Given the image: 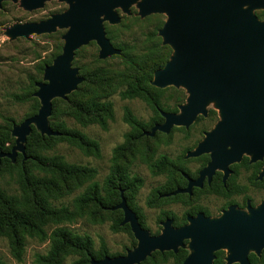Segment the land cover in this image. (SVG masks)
Masks as SVG:
<instances>
[{
    "label": "water",
    "instance_id": "95a60500",
    "mask_svg": "<svg viewBox=\"0 0 264 264\" xmlns=\"http://www.w3.org/2000/svg\"><path fill=\"white\" fill-rule=\"evenodd\" d=\"M3 1L0 0V6ZM49 0H19L25 10L40 8ZM67 4L61 13L52 14L37 22L14 23L6 28L11 39L66 29L62 35V52L43 70L42 81L36 83L33 95L40 106L36 114L13 124L14 144L8 152H0L15 163L20 153L25 160V142L33 125L41 135H58L49 125L52 100L66 99L83 81L78 69L72 66L75 51L90 41L99 47L98 58L119 54L106 36L103 23L120 21V8L129 13L133 4L140 17L160 13L166 16L158 34L172 53L165 64L153 72L150 84L158 88L173 86L185 89L187 96L179 111L160 110L162 123L152 126L143 135L156 131L169 133L176 126L188 128L198 115H207L213 103L219 120L205 133L196 147L185 157L208 153L210 161L188 187L171 194L189 192L192 185H201L215 169L229 172L228 165L239 161L246 153L251 161L264 157V19L255 10H264V0H58ZM264 176V167L260 173ZM121 224H128L136 240L132 249L123 255L91 258V264H140L154 251H173L186 248L182 264H214L215 252L225 250L226 264H251L250 252L260 255L264 249V201L247 210L229 206L218 217H206L202 212L189 216L188 222L175 227L171 218L161 222L156 235L142 227L135 211L120 191Z\"/></svg>",
    "mask_w": 264,
    "mask_h": 264
},
{
    "label": "rangeland",
    "instance_id": "374dc122",
    "mask_svg": "<svg viewBox=\"0 0 264 264\" xmlns=\"http://www.w3.org/2000/svg\"><path fill=\"white\" fill-rule=\"evenodd\" d=\"M67 7L66 3L58 0L46 1L42 7L31 11L22 8L19 0L1 3L0 123H4L5 119H10L12 124H19L31 113L36 102L32 100V97H35L33 93L37 90L36 83L42 81L44 67L50 65L54 58L62 52L64 43L62 35L66 31V29L57 28L51 33L11 39L4 33L6 28L14 23L37 22L47 19L52 14L65 11ZM116 12L120 16V21L115 24L105 21L103 26L106 36L113 46L120 49V53L99 59V47L94 41H90L75 51L72 61V66L76 67L79 75L83 77L81 83H83L82 87L86 89L96 85L98 77L95 72L100 69L105 71L103 79L110 78V81L104 80L102 88L104 92L111 91L107 99L112 103L113 119L108 121L105 129L97 124L83 126L77 123L68 114V95L73 91L67 95L66 99L57 98L55 100L56 114L52 118L49 117V125L51 122L63 120L67 126L78 129L87 137L96 140L99 145V156H93L85 155L78 147L66 141L54 143L48 154H60L68 163L87 166L95 170L94 176L88 180H83L79 184L76 181H71L70 190L55 200L54 204H64L71 210H75L74 199L92 183H97L101 194L105 196V179L112 172L115 164L128 174L137 175L142 179V183L135 188L131 200L138 212L142 214L145 229L152 235L160 233L162 228L160 222L164 219L166 212L175 215L176 223L180 225L182 215L192 208L191 202L197 203L195 205H206L212 216L219 215L220 210L229 201L241 203L243 199L241 195L229 197L199 194L194 195L191 199L184 195L167 199L157 197L155 193L157 189L161 190L162 187L172 186L175 181L179 180L177 167L184 166L188 169H195L199 166L198 160L185 159L184 156L186 151L193 149L201 139L203 135L201 131L212 126L214 117H211L210 112L217 109L213 103H210L207 106L210 114L207 118L203 119L200 116L201 118L194 121L188 129L173 127L167 135L156 132L154 136H147L142 134V130H133L123 119L126 109L147 125L144 128L146 131L150 130L148 126L157 118V115L141 98H122L120 91L126 88L128 81H132L142 73L152 72V68L162 63L166 57L167 61L172 50L168 45L162 43V38L158 34L166 20L164 14L154 13L140 17L135 4L129 7L128 14L123 13L120 8H117ZM254 13L259 19H264V10H255ZM164 46H168L169 51L164 50ZM134 60L138 63L134 64ZM166 88L167 90L161 98L164 105L173 107L175 103H178L179 107L185 102L187 96L185 89L173 86ZM177 96L178 100H175ZM182 96L185 97L183 100ZM37 101L39 102L38 99ZM163 156L173 162V168L170 167L158 173L154 172L150 167L151 164ZM18 160L20 161V159ZM238 171L240 173L238 180L247 184L248 173L243 167H239ZM2 186L9 192L17 191V184L7 174L2 180ZM246 187L248 195L253 198L255 204L264 200V186L259 190L251 186ZM89 209L85 210L83 215L75 216L72 220L47 225V238L45 239L25 236L19 258L13 254L10 238L0 236V259L6 264H37L36 256L48 252L51 244L49 235L57 227H66L78 234H87L92 239L95 249H99L104 243L108 251L113 254L121 253L120 255H123L126 250L135 246L132 244L134 240L132 233L111 229V225L122 212L121 209L98 210L92 206L91 209L97 211L94 215H89ZM93 217L95 219H92ZM223 251L226 255V251ZM79 258L78 254L70 253L62 257L60 264H74ZM143 264H173V259L163 260L155 255Z\"/></svg>",
    "mask_w": 264,
    "mask_h": 264
},
{
    "label": "trees",
    "instance_id": "16d2710c",
    "mask_svg": "<svg viewBox=\"0 0 264 264\" xmlns=\"http://www.w3.org/2000/svg\"><path fill=\"white\" fill-rule=\"evenodd\" d=\"M164 50L169 51V47L164 46ZM166 59L167 57L162 63L155 65L152 68V72L162 67ZM133 63L137 64L138 62L134 60ZM152 72L142 73L132 81H128L126 88L120 91L122 98L130 99L138 97L152 108L157 118L148 126L150 128L155 123L163 121V117L159 113L160 109L178 111V103H175L173 107H169L161 102L162 94L167 88L161 89L150 84ZM104 73L103 69L95 72L98 80H96V85L92 88L86 89L82 87L83 83H81L75 91L68 95V114L80 125L97 124L105 129L108 121L113 119L112 103L107 99L111 91L104 92L102 88L104 80L110 81V78L106 77V79H103ZM184 98L182 96V100ZM56 99L52 101L50 118L56 114V109L54 108ZM32 100L36 102L27 117L36 114L39 109L37 99L32 97ZM175 100H178V96ZM123 119L133 130L143 131L147 127L145 123L136 118L128 109H126ZM12 125L10 119H5L4 123H0V152L10 151L14 144V138L11 136ZM50 126L54 131L58 132V135H41L33 125L31 126V132L27 136L25 143V160H23V156L19 153L15 163H12L7 157H2L0 161V236L10 238L15 257L19 258L25 236L45 239L47 238L46 226L51 223L58 224L62 221L72 220L75 216L83 215L85 210L89 208V215H94L97 211L91 209L92 206L98 210H120L113 209V207L120 201L121 190H123V195L128 205L135 211L140 224L145 228L142 214L138 212L131 200L135 188L142 183V179L137 175L128 174L117 164L114 165L112 172L105 179V196L101 194L98 184L92 183L74 199L75 210H71L64 204H54L55 200L70 190L69 184L71 181H76L79 184L83 180L92 178L95 174L93 168L68 163L60 154H48L54 143L66 141L78 147L85 155L93 156H99V145L96 140L87 137L78 129L67 126L63 120L51 122ZM150 167L154 172L158 173L164 169L173 168V162L166 156H163L152 163ZM177 172L179 173L178 169ZM5 174L12 177L17 184V191L15 193L9 192L2 186ZM172 189L173 184L172 186L162 187L161 190L157 189L155 193L159 199L181 196L165 197L161 195L163 192L171 191ZM122 215L123 212H120L118 218L111 225V229L113 231L124 230L131 234L129 225L121 224ZM92 219L95 218L93 217ZM176 222L175 217V225H178ZM49 238L51 240L50 248L46 254H38L36 256L37 264H60L62 257L70 253L80 256L74 264H91V258L101 259L104 256L121 254L110 253L104 243H102L99 249H95L89 235L78 234L66 227L55 228L49 235ZM132 244L133 246L136 244L135 239L132 241ZM187 254L188 250L185 248H179L176 253L173 251H154L140 264H143L147 259L155 255H158L163 260L172 258L173 264H182ZM224 254L223 250L215 252L214 264H225ZM249 260L251 264H264V250L260 257L251 253ZM0 264H6V262L0 259Z\"/></svg>",
    "mask_w": 264,
    "mask_h": 264
},
{
    "label": "flooded vegetation",
    "instance_id": "af4514ba",
    "mask_svg": "<svg viewBox=\"0 0 264 264\" xmlns=\"http://www.w3.org/2000/svg\"><path fill=\"white\" fill-rule=\"evenodd\" d=\"M160 110H159V113H160ZM163 111H165V110H163ZM178 111H179V107H178ZM178 111H176V112H178ZM166 112H174V111H166ZM176 112H174V113H176ZM217 112H218V110H214V112H212V111L210 112L211 117H214V121L212 123V126L209 129L201 131V133H203V135H202V137H201V139L199 141H201L204 138L205 133L211 131L215 127V124L219 120V114ZM210 114H209V112L207 110V115L206 116L200 114V115L197 116L195 121L198 118H201V117L203 119H205ZM163 121H164V118H163ZM155 124H158V123H155ZM174 127H176V126H174ZM180 127H184V126H180ZM188 128H185V129H188ZM143 131H146V130H143ZM161 133H163V132H161ZM169 133H164V134L167 135ZM199 141L197 142V144L199 143ZM190 150H192V149H190ZM187 151H189V150H187ZM185 155H186V153H185ZM184 158L185 159L191 158V159L198 160L199 161L198 162L199 166L197 168H195V169H188V168H185L184 166L177 167V169H178V171L180 173V179H179L180 181L179 180L175 181L173 183V189L171 191L163 192L161 194L162 196L169 197V196H175V195H184V196L189 197V199H191L194 195H199V194H201V195H204V194H206V195H214V196H229V197L241 195L243 199H242L241 203H236L234 201H229L228 204L220 210V214L217 215V216H212L209 208L206 205H201V204L195 205L197 203H192L191 202L190 205H192V208L190 209V211H187L184 215H182V217H181L182 218V222H181L180 225H175V215H173L172 213H167L166 212L163 220H165L166 218H171L173 220V225L175 227H178V226L186 224L188 222L187 218L189 216H196L197 213H199V212H202L204 214V216H206V217H218V216H220L222 214L223 210H226L231 205H235L237 208L242 209V210H247V206L248 205L250 207H256L257 205H259L262 202L261 201L259 204H255L253 202V198H251L248 195V192H247L248 189H247L246 186H251V187H253L256 190L262 189V187L264 186V176H260V173H261V171H262V169L264 167V157L262 159L251 161V156L246 154V153H244L241 156L239 161L232 162V163H230L228 165L229 172L227 173L226 176H225L224 170L217 168V169H215L214 173L212 174V176L210 178H208V176H205L203 178V180L201 182V185H192L189 192H178V193L173 195L171 193L174 190L187 188L190 179L191 180H196L199 177V172L204 167H206L207 164L210 161V156H209L208 153H204V154H201V155L196 156V157H188V158H186L184 156ZM239 167H243L244 170L248 173L247 184L246 183H242V182H240L238 180L239 176H240V173L238 171ZM161 222H160V225H161ZM263 250L264 249L261 250L260 255H257L254 252H250L248 254V258H249V255L251 253H253L257 257H260L262 255V253H263ZM225 256H224V258H225ZM234 264H238V263H234Z\"/></svg>",
    "mask_w": 264,
    "mask_h": 264
}]
</instances>
